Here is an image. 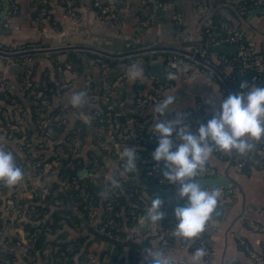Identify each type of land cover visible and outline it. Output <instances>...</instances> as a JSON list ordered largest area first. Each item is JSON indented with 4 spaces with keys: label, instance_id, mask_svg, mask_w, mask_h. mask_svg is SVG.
Instances as JSON below:
<instances>
[{
    "label": "crops",
    "instance_id": "crops-1",
    "mask_svg": "<svg viewBox=\"0 0 264 264\" xmlns=\"http://www.w3.org/2000/svg\"><path fill=\"white\" fill-rule=\"evenodd\" d=\"M95 1L110 6L114 10V19L109 14L99 13L93 6ZM162 1H165L167 5L159 10L160 14L157 15V13L152 14V4L145 0H122L119 6L113 4V0H75L74 14L71 16L66 13L59 1L49 0L45 16L36 19L35 12H33V0H15L16 15L7 18V8L5 14L0 17V44L2 45L14 46L24 42H37L39 46L30 49L64 48V50L31 56L34 83H37L39 78L53 82L55 85L62 79L67 83V87L59 95L49 96L47 107V113L56 111L61 119V130L53 132L49 138L43 137L34 129V124L30 120L28 113L30 102L23 96L18 79L20 68L15 62L0 60V79L3 80L7 92L19 99V104L6 105V112L3 111L4 115L1 114L2 117L12 120V127L8 130L5 123L2 125L3 130L0 129V145L6 151H11L19 156L23 162L22 166L17 162L24 172V179L19 184L9 187L0 182V239L5 236L15 239L16 243H11L15 251V263L22 260L23 264H30V261H33L32 264H43L37 256L28 254L26 248L30 246L27 243L29 237L23 231V224L27 221V216L32 215L33 211L30 209L33 206L39 208L36 213L51 209L49 203L42 202L43 196L49 192L53 197L58 192L63 194L64 207L69 208L77 217L80 234L86 235L89 240L88 253L85 256L86 264H100V262L107 261L105 256L99 257V251L103 244H99L92 237L100 208L91 212V216L95 215V219L85 220L78 210V196H74L73 191L69 193L66 190L69 185L57 179L54 168L46 173H41L40 170L35 171V166L41 158L67 153L71 150L74 144L72 137L67 139V136L74 127L80 126L83 129L82 141L80 144L78 143L76 150L78 156L84 160V164L87 162L88 152H93L101 162L100 168L87 177H90L97 187L104 188L110 185V180L115 175H122L120 152L124 146L131 149L134 147L131 138L134 135L136 120L139 118L148 120L150 126L153 127L154 105L149 104L143 109L135 110L133 102L137 93L157 94L161 101L167 95L175 93L177 102L166 112L164 118L173 119L175 113L179 112L183 114V122L187 125L191 122L189 117L192 118V114L196 111H200L203 118L212 117L219 111L222 101L229 96L223 84L219 85L214 80L215 74L212 72L214 77L211 78L206 72L207 70L201 71L178 66L174 70L178 79L168 81L164 75L168 72L164 62L166 52H149L143 56L132 57L127 63H116L110 66L102 78L103 83L111 86L109 94L113 101L109 107L111 108L112 121L114 125L123 121V135L117 136L118 140H116L112 135L113 127L108 126V130L104 133L100 128L93 126L92 110L96 106L99 95H94L91 87L94 90L97 89L98 66L82 54L78 55L82 63L80 73L74 74L66 69L61 74L57 72L55 65L64 63L68 50L66 47L69 46H89L115 53L153 46H173L192 50V46H195L202 38V32L206 31L204 28L208 26L212 13L223 6L215 4L211 7L210 4L214 3V0H206L204 8L198 7L197 0ZM2 2L3 0H0V12ZM5 2L7 3L6 0ZM259 8L264 7H255L244 17L237 16L235 19L227 13L225 8L222 9L226 17L231 20L230 25L243 31L246 43L253 52L264 50V12L251 14L252 11ZM176 16L177 23H175ZM115 23H117V27H115ZM175 26L181 27L178 33L175 32ZM211 35L213 38L217 37L218 32L212 30ZM215 42L213 40L208 47V62L214 66L218 63L219 55L227 58L235 52L228 54L227 52L214 53L210 51L211 46L217 44ZM146 62H157L160 65L152 71ZM133 63L142 64L144 68L143 79L135 83L126 76L127 66ZM223 70L230 73L229 78L225 77L229 84L232 82L230 84L232 86L234 77L231 75V71L233 69L230 70L225 65ZM238 70L241 73L246 71ZM153 72H161L165 81L160 82ZM220 72L222 73V71ZM222 87L225 89L224 91H221ZM78 91H86L88 95V103L83 109H74L69 103V97ZM0 105H2L1 101ZM81 112L88 115L91 123L82 121ZM199 125H192L191 131L195 133ZM4 130L13 132L10 139L3 138ZM123 130H127L128 134ZM15 134L17 135L15 136ZM95 134L103 135V138H100L99 135L94 137ZM25 148L29 149L30 157L24 155ZM222 155L223 157H217L213 153L206 166L216 169L219 172L218 176L227 174L229 178L227 188L231 189V193L224 198H219V203L224 204L222 220L220 222L210 220L207 230L203 233L202 243L210 250L209 255L205 257V264L244 263L242 261L245 258L249 261V258L241 250L240 241L248 244L255 254L260 251L261 246H264V232L249 229L245 225L246 219L264 225V163L262 167H251L247 172H243L232 164V160L240 155L230 152H222ZM81 169L86 170L85 165ZM134 175L137 174L132 176ZM107 190H102L104 191L103 196L107 194ZM140 197L145 202V210L150 203V197L144 191H140ZM8 200L14 202L15 207L17 206L19 210L16 208V212L7 211L5 203ZM57 202L58 200L54 199L53 204H57ZM144 210L135 218L131 228L125 227L124 220H122L121 230L124 237L117 238V244L122 247L119 257H123L125 264H127L128 247L131 243L139 245L140 240L146 236L157 235L158 232V237L150 240V245L160 247L162 231L159 224L158 227H143L141 225L143 229L134 236H130V229L140 223V217L144 214ZM45 218H48V213H43L42 219ZM77 227L75 230L65 223H61L60 227L48 238L53 239L58 234H62L66 239L73 238L78 233ZM99 231L97 232L100 233ZM197 247H201V245L193 244V241L174 238L173 230H171L164 249L177 258L178 264H187L190 254ZM43 249L48 250L49 248L45 246ZM135 264H145L144 250L139 253Z\"/></svg>",
    "mask_w": 264,
    "mask_h": 264
},
{
    "label": "trees",
    "instance_id": "trees-1",
    "mask_svg": "<svg viewBox=\"0 0 264 264\" xmlns=\"http://www.w3.org/2000/svg\"><path fill=\"white\" fill-rule=\"evenodd\" d=\"M253 0H214V3L210 4L211 7H213L215 4H222L223 6L216 10V12L212 13V15L209 18V24L206 28V31L202 32V38L199 40V42L196 43V45L201 44L208 52V47L210 44H212L213 40L216 41L217 37H214L211 35V31H217L218 25L220 23H226L231 24V20H229L226 17V14L222 12V9L225 8L227 13L232 16L234 19L239 17H244L247 15L254 6L252 5ZM45 4V10L47 9V3ZM34 3V10L33 12H37L44 4L40 2V0H33ZM122 3V0H113V4H116L119 6ZM73 4V10L75 7V0H72ZM226 4V5H225ZM225 6V7H224ZM160 14V12H157V15ZM175 32H179L180 26H175ZM203 29V30H204ZM37 47L39 46L37 42H24L20 44H16L14 46L11 45H2L0 51L3 52H9L14 53L18 51L28 50L31 47ZM194 47V46H192ZM66 55V59L64 63L62 64H56L55 69L57 72H62L65 69L66 65L69 66V71L75 73L81 72L82 63L79 60L78 55L82 54L85 55L87 58H89L91 61L94 62L96 58H101L104 61L108 63V66H112L116 63H127L132 59V57H126L121 59H109L105 58L95 52L90 51H81V50H73L68 49ZM176 55V56H182L175 53H165V55ZM24 57H30L28 55L23 56H15L12 58H3L0 57V60L3 62L11 61L17 63L19 66V61ZM183 57V56H182ZM228 60H231L229 65L218 62L216 65L217 69L219 71H222V73L229 78L230 73L224 72L223 68L225 65H227L230 70L232 69H242V66L238 60L234 58V54L232 56L227 57ZM95 63V62H94ZM59 68V69H58ZM33 75V73H32ZM22 76V70L19 69L18 73V79L20 82ZM214 80L219 83V85L222 84L221 80L214 77ZM263 81L264 79L262 77V73H256V82ZM31 87L30 88H23L21 85V91L23 93V96L29 100V109L28 113L30 116V120L32 123L35 121V112L34 108L36 107L35 101L32 98V92H35L38 89H43L46 87L54 86L55 83L48 82L45 79L39 78V81L37 83H34L31 76ZM103 84V80L99 73V80L97 84V89L94 90L91 87V91L94 95H100L102 93L101 87ZM232 84V82H230ZM162 87V86H161ZM111 86H108V92L106 93V100L97 99L96 106L94 110H92V124L96 128H100L104 133L108 130V126L113 127L112 135L114 139H117V136H122V129L124 128L122 125L123 121H119L117 125L113 124L112 121V114H111V108L109 107L110 103H112V99L109 94ZM225 96L227 94L225 93ZM0 101L2 102V105H0V110H3L6 112V105H13L19 104V99L15 96H12L9 94L4 88V90H0ZM98 111V115L95 116L93 114L94 111ZM56 111H52L51 115H55ZM106 115H109L110 117V123L106 124V122H100L98 119L106 117ZM11 116V115H10ZM212 117L203 118L200 111H196L192 114L191 122L188 124V126L191 129V126L194 124H201L206 123L208 120H210ZM12 120H9L6 117H2L0 113V126L4 125L6 122L11 125L12 127ZM36 129V128H34ZM79 130V144L82 141V134L83 129L82 127H74L72 131L68 133L67 139L71 138L76 132L75 130ZM61 130V126L58 129H55L53 132H59ZM124 133L128 134L127 130H123ZM4 139H10L13 135L12 131L4 130ZM149 132H153L152 127L150 126V122L147 120V123L141 130V134L146 137ZM51 133V134H52ZM17 134H15L16 136ZM100 138H103V135L95 134V136H98ZM132 142L134 147L132 149L137 150L138 154V161H137V172L131 173V174H125L122 171V175L117 176V178L120 179L121 187L119 189H110L108 187L99 188L94 184L90 177L84 176L81 178H77L76 172L83 168V165H85L86 171L93 174L96 172L100 166L101 162L97 158V156L94 155L93 152L87 153V162L84 164V160L78 156L77 150L74 152L69 150L67 153L63 152L61 154H56L53 156H50L48 158H41L40 162L35 166V171L41 170L44 163H50L52 161L55 162L54 169L56 170V177L60 182H66L69 186L66 190H68L69 193L72 191L74 192V196H78L77 198V205L79 213L85 218V220H89L93 218L95 219V215L91 216V212L94 210L100 208V213L98 215L97 223L95 224V232L93 234V239L97 240L99 244H103L101 250L99 251V257L105 256L107 261L100 262V264H125L123 257H119L121 252V246L117 244V238L122 239L124 237V233L122 232V220H124L125 227L131 228L132 225L135 222V218L141 214L145 208V202L140 197V191H144L148 197L153 198L150 193L145 190L143 187L136 185L133 183V181L130 179V176L133 174H137L140 179H146L154 186L164 189V190H170L169 187H171L168 182H166L163 185L157 184L156 180L152 175H148L147 171H151L152 173H156L163 177L162 175V169L164 167L163 162H160L157 164L152 159V153L158 146V137L155 135L154 139L152 141H141L139 143L135 142V136L132 135ZM257 148L263 147L264 148V142H258L256 144ZM26 157H30V151L29 149L25 148L24 152ZM14 154V153H13ZM214 154L217 157H223L222 151H216ZM253 158L259 157L261 154L256 152L255 150L251 153H248ZM246 154V155H248ZM245 156H238L235 159L232 160V164L236 165L238 162H240L242 159H245ZM16 157V163L23 165V162L21 161L20 157L14 154ZM235 157V156H234ZM233 157V158H234ZM145 160H149L148 163H145ZM264 160V159H263ZM122 169H123V162ZM257 168L256 165H253L250 161H245L240 167H238L241 171L247 172L249 168ZM107 190L109 194L102 195L104 191ZM67 192V193H68ZM54 199H57V204H53ZM43 203H49L51 205L50 210H44L42 212L36 213V211H39L38 206H33L30 211H33L32 215L27 216V221L25 224H23V231L26 233V236L29 237L28 239V245H30L28 248H26L28 254L35 255L37 258L43 262L42 256H40L41 250L48 246L51 253V262L50 264H81L82 262H87L86 260V254L88 253V241L86 238V235L80 234V231L78 229V219L73 214V212L69 208L64 207V201H63V194L58 192L55 197L51 195V192L48 194H45L42 198ZM17 210L18 207L16 206ZM35 212V213H34ZM43 213H48V218L42 219ZM19 219V218H17ZM111 221L114 225H109L108 222ZM22 222V221H21ZM33 225H30L32 224ZM36 223V224H35ZM61 223H65L68 227L73 228L76 230V227L78 229L77 235L73 238L66 239L62 234H58L53 239H49V235L53 234L55 230H57ZM176 223V219L172 216L164 217V219L159 222L160 230L162 231L161 238L164 237V232L169 229H174ZM100 230L98 233L97 231ZM97 233V234H96ZM159 233L157 232V235H150L146 236L143 240H140L139 245H135L133 243L129 244V249L127 253V264H135L136 260L138 259L139 253L143 251L146 247L150 245V240L153 238L158 237ZM203 236V233L201 234V237ZM160 238V239H161ZM1 241L6 245V250L3 253V259L7 260L10 264H23V261H19L15 263V251L13 250V247L11 243H16L15 239L13 237L5 236L1 239ZM196 243V241L193 240V244ZM256 256L261 258L263 260L264 264V246H261L260 251L256 253ZM24 257H22L23 259ZM25 260V259H23ZM26 261V260H25ZM33 261H30V264H32ZM48 264V261L45 262ZM44 264V262H43Z\"/></svg>",
    "mask_w": 264,
    "mask_h": 264
},
{
    "label": "clouds",
    "instance_id": "clouds-1",
    "mask_svg": "<svg viewBox=\"0 0 264 264\" xmlns=\"http://www.w3.org/2000/svg\"><path fill=\"white\" fill-rule=\"evenodd\" d=\"M168 81H175L178 75L169 71ZM127 78L135 83L144 77L142 64L127 66ZM241 91L229 95L220 104L206 123H201L195 133L184 124L183 114L175 113L173 119L164 118L166 112L176 104L175 93L169 94L154 105L155 119L152 134L158 137V146L152 159L163 162L162 175L169 183L177 185L176 196L184 201L183 206L174 209L176 219L173 236L182 241H193L207 230V224L219 205L220 192L216 188H206L196 177L206 170V165L216 151L245 156L255 150L258 142L264 141V87L247 82L240 85ZM245 89L247 91H245ZM74 109H83L88 103L86 91L74 92L69 97ZM84 123H91L88 115L81 112ZM123 173L137 172L139 159L137 150L124 146L120 152ZM24 179V172L16 163L11 151L0 145V182L9 187L16 186ZM121 184L115 177L110 180V189H119ZM150 203L140 217V223L130 229V236L140 232L143 227H158L164 219L163 201L159 197L149 198ZM208 252L197 247L187 264H205ZM145 264H178L175 256L166 249L149 245L144 249Z\"/></svg>",
    "mask_w": 264,
    "mask_h": 264
},
{
    "label": "built area",
    "instance_id": "built-area-1",
    "mask_svg": "<svg viewBox=\"0 0 264 264\" xmlns=\"http://www.w3.org/2000/svg\"><path fill=\"white\" fill-rule=\"evenodd\" d=\"M6 1L8 3V10L6 12V15H7V18H11L14 15H16V13H17V4H16L15 0H6ZM47 1L48 0H40V2L43 3L44 5L37 12H35L36 19L43 18L45 16V14H46L45 4ZM57 1H59L63 5L67 14H69L71 16L74 14L72 11L73 10L72 0H57ZM145 2L152 4V14L157 13L159 10L165 8V6L167 5V3L165 1H162V0H145ZM196 3L198 5V7L204 8L205 4H206V0H197ZM252 5L254 6V8L255 7H264V0H253ZM93 6L95 7V9L99 13L107 14V15L109 14V16H111L114 19V15H113L114 10H112V8L110 6L101 4L98 1L93 2ZM177 16L175 19L176 20L175 23H177V21H178ZM115 27H117V23H115ZM217 32H218V36H217L215 43L227 45V46L228 45L235 46L234 58L240 62L241 66H242V70H248V69L254 70V74L252 75V77L247 82L249 84V86L255 84L256 73H258V72L262 73V77L264 79V50H261L259 52H253L251 50V48L248 46V44L246 43L243 31L239 30L237 28H234L230 24L220 23L218 25ZM1 46H2V44H0V49L2 48ZM191 51L193 54L197 55L198 57L206 58L208 60V52L205 49V47H203L201 44H198V45H195L194 47H192ZM94 62L99 68V73H100L101 78H104L106 71L109 68L108 63L101 58H96L94 60ZM164 62L167 65L168 72L174 71L178 66H180V67H185L188 69L189 68L199 69L201 71L207 70L206 72L208 73L209 77H211V78L214 77L213 73L210 70L204 68L203 66L198 65L191 58L168 54V55H165ZM218 62H220V63L226 62L224 64L229 65L231 60H228L223 55H219L218 56ZM18 63H19V66L22 70V76L20 79L21 85L23 88H30L32 85V83H31V76H32L31 58L30 57H24ZM65 69H69V66L66 65ZM66 87H67V83L65 81H63V79H62L54 86L46 87L43 89H38L35 92L31 93L32 98L34 99L35 104H36V107L34 108L36 118H35V121L33 124H34V127L36 128L35 130L43 137L49 138L51 136L52 131L60 128V126H61V123H62L61 119L58 117L57 114L51 115V113H47V107L49 105V96L50 95H59ZM4 88H5V84H4L3 80L0 79V90H4ZM101 90H102V93L98 96V98L104 101V100H106V93L108 92V86L105 83H103ZM224 90L225 89L222 87L221 91H224ZM245 91H247V90L245 89ZM159 102H161V99L157 94L137 93L134 97L133 105H134L135 110L136 109L140 110V109L145 108L149 104L155 105ZM0 113L4 115L3 110H0ZM93 114L95 116H97L98 111L95 110L93 112ZM191 119L192 118L190 116L189 120H191ZM98 120L100 122H106V124L110 123L109 115H106V117L101 118V119L99 118ZM146 123H147V121L145 119H142V118H139L136 120L135 127H134V136L136 138L135 142L139 143V142L144 141V140L152 141L154 139L155 135L152 134V132H149L146 137H144L141 134V130L143 129V127L145 126ZM6 127L8 130H10V128H11V126H9L7 122H6ZM0 129L3 130L2 126L0 127ZM75 132L76 133L71 138L72 142L74 144L71 148L73 152L76 150V146L79 143V130L76 129ZM261 142H264V141H261ZM255 151L261 155L257 158H253V157H251L250 154H248V155H246L245 159H242L240 162H238L236 164V166L240 167L245 161H250L253 165H256L257 168L262 167V165L264 163V160H263L264 148L263 147H260V148L256 147ZM148 162H149V160H145V163H148ZM54 166H55L54 161H52L50 163H44L40 171H41V173H46L50 169L54 168ZM147 174L152 175L154 177V179L156 180L157 184H159V185H163L167 182L162 176H160L156 173H152L151 171H147ZM218 174H219V172L216 169H214L210 166H206V170L204 172L200 173L196 177V179L206 178V177H215V176H218ZM89 175H91V173L86 171V174L84 176H89ZM117 176L118 175H115V178L118 179L120 182V179L117 178ZM170 186H171V187H169L170 190H166V191L168 193H171L175 197V199L179 200L176 196V193L178 191L177 185L171 184ZM206 188H209V187H206ZM216 189H218L220 194H221L219 198H224L225 196H227L228 194L231 193L230 188L216 187ZM108 194H109V192H107V195ZM180 201L182 203H184V201H182V200H180ZM5 208L7 211L16 212L15 204L11 200L6 201ZM17 217H19V214H17ZM108 224L111 226L114 225L111 221H109ZM245 225L249 229L259 231V232H264V225L254 223L250 219L245 220ZM171 230H173V229H171ZM171 230L170 229L166 230L164 232V235H163L164 237H162L160 239V247L161 248L166 247L167 242H168V238L171 234ZM0 234H1V229H0ZM194 241H196L197 244L201 245V247L205 248L208 252V255H209L210 250L208 247H206L202 243L201 235L197 239H195ZM239 245L241 247V250L249 258V261L247 263L239 262V263H235V264H263V260L256 256V254L254 253V251L250 248V246L248 244H246L244 241H240ZM5 250H6V245L0 239V264H10L7 260L3 259L2 255H3ZM40 256H42L44 263L46 261H48V264H50L51 253H50L49 249L48 250L42 249ZM81 264H86V262H82Z\"/></svg>",
    "mask_w": 264,
    "mask_h": 264
},
{
    "label": "water",
    "instance_id": "water-1",
    "mask_svg": "<svg viewBox=\"0 0 264 264\" xmlns=\"http://www.w3.org/2000/svg\"><path fill=\"white\" fill-rule=\"evenodd\" d=\"M168 1H174V0H168ZM8 8L7 3L5 0L2 2V10L0 12V17H2L6 10ZM255 12H264V8H259L251 12V14ZM66 49H73V50H81V51H90V52H95L105 58L109 59H121V58H126V57H135L138 55H145L148 54L149 52H167V53H175L178 55H182L187 58H191L194 62H196L198 65L203 66L204 68L210 70L219 78L225 87L228 95H231L233 93H237L241 91L240 85L244 82H248L249 79L252 77L254 74L253 69H248L241 73L238 69H233L231 71V75L234 77V83L232 86L227 82L225 75H223L213 64L208 62L206 58H200L197 55L193 54L191 50H184L181 48L173 47V46H153V47H143V48H136L133 50H128L126 52H107L99 49H95L93 47L89 46H69L66 47ZM58 50H64V48H51V49H28V50H23V51H18L14 53H9V52H3L0 51V57L3 58H12L15 56H23V55H28V56H33L37 54H42L45 52L49 51H58ZM210 51L214 53H224L227 52L228 54H231V52L235 51V46L232 45H222V44H214L211 46ZM147 64L150 65L151 70H155L156 68L159 67L160 63L157 62H146ZM167 68V66L165 67ZM168 69V68H167ZM153 74L159 79L160 82H164V77L161 74V72H153ZM257 87H262L263 82L259 81L255 84ZM54 96V95H50ZM226 168V167H225ZM226 171V169H225ZM86 174L85 169H80L76 172L77 178H81ZM131 179L134 181L136 185H139L143 187L145 190H147L150 195L155 198L159 197L163 201V211L165 213L164 217L174 216V209L180 206H183L184 203H182L180 200L175 199V197L171 194L168 193L166 190L158 188L151 184L148 180L146 179H140L138 175H134L131 177ZM199 182L203 187H209V188H216V187H222V188H227L228 186V181L229 178L227 174L225 173L224 175L221 176H215V177H206V178H200L198 179ZM224 214V204L219 203L216 212L213 214L211 221H218L220 222L222 220ZM248 259L245 258L242 262H247Z\"/></svg>",
    "mask_w": 264,
    "mask_h": 264
}]
</instances>
